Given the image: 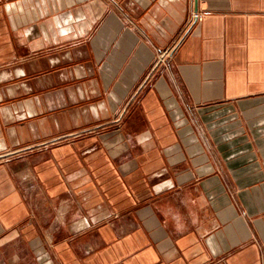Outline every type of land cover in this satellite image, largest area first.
<instances>
[{"label": "crops", "instance_id": "obj_1", "mask_svg": "<svg viewBox=\"0 0 264 264\" xmlns=\"http://www.w3.org/2000/svg\"><path fill=\"white\" fill-rule=\"evenodd\" d=\"M0 264H264V0H0Z\"/></svg>", "mask_w": 264, "mask_h": 264}, {"label": "built area", "instance_id": "obj_2", "mask_svg": "<svg viewBox=\"0 0 264 264\" xmlns=\"http://www.w3.org/2000/svg\"><path fill=\"white\" fill-rule=\"evenodd\" d=\"M199 17H200V16H199L198 13H195V14H194V18L199 19Z\"/></svg>", "mask_w": 264, "mask_h": 264}]
</instances>
